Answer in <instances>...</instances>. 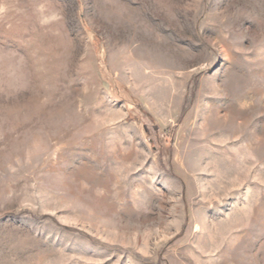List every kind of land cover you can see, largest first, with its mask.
I'll return each mask as SVG.
<instances>
[{"label": "rangeland", "instance_id": "rangeland-1", "mask_svg": "<svg viewBox=\"0 0 264 264\" xmlns=\"http://www.w3.org/2000/svg\"><path fill=\"white\" fill-rule=\"evenodd\" d=\"M0 264H264V0H0Z\"/></svg>", "mask_w": 264, "mask_h": 264}]
</instances>
